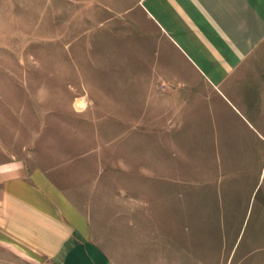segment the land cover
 Wrapping results in <instances>:
<instances>
[{
  "label": "rangeland",
  "instance_id": "rangeland-1",
  "mask_svg": "<svg viewBox=\"0 0 264 264\" xmlns=\"http://www.w3.org/2000/svg\"><path fill=\"white\" fill-rule=\"evenodd\" d=\"M140 1L0 0V160L42 169L112 264H264V138L236 108L264 127V47L232 103L156 61ZM0 264L56 263L0 232Z\"/></svg>",
  "mask_w": 264,
  "mask_h": 264
},
{
  "label": "crops",
  "instance_id": "crops-1",
  "mask_svg": "<svg viewBox=\"0 0 264 264\" xmlns=\"http://www.w3.org/2000/svg\"><path fill=\"white\" fill-rule=\"evenodd\" d=\"M140 2L154 25L155 37L150 39L156 61L173 62L176 50L184 67H192L197 75L180 77V82L208 80L233 103L222 88L230 93V77L254 61L256 51L264 47V0ZM236 108L264 138V127L256 126L246 110ZM9 156L5 151L0 160V232L33 243L56 264H112L87 235V219L74 201L42 169H30L25 160Z\"/></svg>",
  "mask_w": 264,
  "mask_h": 264
}]
</instances>
